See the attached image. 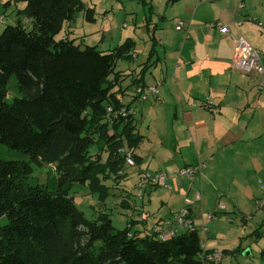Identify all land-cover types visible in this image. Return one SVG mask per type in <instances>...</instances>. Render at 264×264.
Segmentation results:
<instances>
[{
	"label": "trees",
	"instance_id": "obj_1",
	"mask_svg": "<svg viewBox=\"0 0 264 264\" xmlns=\"http://www.w3.org/2000/svg\"><path fill=\"white\" fill-rule=\"evenodd\" d=\"M23 1L17 13L31 26L17 22L0 33V145L28 157H0V221L6 220L0 223V264H201L197 230L160 240L131 232V221L116 230L107 213L88 219L78 209L72 186L105 203L111 189L106 182L119 184L126 168L120 150L135 149L142 140L133 115L118 114L130 105L115 89L121 77L116 64L131 58L133 42L126 39L108 52L82 47L57 36L79 12L95 21L93 8L82 0ZM154 47L132 85L145 86ZM12 77L17 95L8 101ZM43 164L53 166L50 183L31 182L33 166Z\"/></svg>",
	"mask_w": 264,
	"mask_h": 264
},
{
	"label": "crops",
	"instance_id": "obj_2",
	"mask_svg": "<svg viewBox=\"0 0 264 264\" xmlns=\"http://www.w3.org/2000/svg\"><path fill=\"white\" fill-rule=\"evenodd\" d=\"M144 1H148L152 13L155 12L154 18L152 13L149 17L154 29L155 61L143 75L142 82L156 85L163 103H155L154 97L141 101L134 96L137 85L131 82L141 77L140 66L148 60L152 48L148 42L137 52L134 25L133 35H126V39L134 42L131 58L117 62L116 71L121 77L115 89L123 91L121 102L130 105L134 132L141 135L142 140L134 149L137 168L124 170L114 188L125 187L124 181L131 175L138 176L139 170L163 171L170 177L168 184L172 191H154L158 187L148 186L142 198L128 201L140 216L137 221L130 220L131 232L141 236L149 232V220L155 219L154 215L151 219L148 217L151 207L158 214L157 220L171 219L183 199L195 190L199 191L200 202H193L188 210L194 228L198 231L204 226L207 230V238H200L205 249L225 252L219 264H242L239 260L241 252L243 257L250 256L249 249L242 244L243 235H234L230 228L218 229L215 234L209 222L212 220L207 218L215 211L203 210L215 196L218 205L221 204L219 200L224 201L225 208L216 215L221 217L220 213H224L227 222L244 224L253 220L251 216L255 211L251 209L257 207L256 201L264 200V79L254 72L234 68L232 63L237 37H242L258 51L257 43L248 35L259 32L264 37V0ZM157 2L160 4L156 5ZM24 6L23 0H0V18L1 15L6 17L5 22L9 25L19 22L29 27L30 19L17 13ZM13 9H16L15 13ZM75 20L64 23V32L57 37L74 39L76 44L83 46L86 31L76 30ZM132 21L135 24V19ZM178 21L184 22L181 31L175 29ZM216 21L227 26V34L207 27L208 23ZM113 33L101 29L96 37L92 35V40L101 44ZM121 41L122 38L118 39L117 44ZM141 52L143 57L139 60ZM260 55L264 70V54ZM206 97L219 108L217 114L204 108ZM188 165H202L197 184L192 187L186 179L179 185L171 178ZM247 216L249 219H245ZM142 217L145 219L140 220ZM133 226H136L134 231ZM235 249L237 251H233Z\"/></svg>",
	"mask_w": 264,
	"mask_h": 264
},
{
	"label": "rangeland",
	"instance_id": "obj_3",
	"mask_svg": "<svg viewBox=\"0 0 264 264\" xmlns=\"http://www.w3.org/2000/svg\"><path fill=\"white\" fill-rule=\"evenodd\" d=\"M83 2L86 6L90 8H94V18L96 19L95 22L88 23L84 20L83 12L76 14L77 16L75 17L76 18L75 25L77 26L76 30L86 31V35L84 37L85 44H83V46H88V45L97 46L98 49H102L104 52H108V50H111L112 48L118 45L117 44L118 39L122 38L121 43H123L125 39L127 38L126 35H130V34L133 35L134 25H136V27H134V30H135L134 40L136 42L135 45L138 48L137 52H140L141 51L140 47L148 44V42L151 45L154 43L152 39V32L154 33L152 22L150 20V22L148 23V20L147 19L145 20V18L148 17V14H147V8L149 7L147 3L148 1L145 2V4L143 3L142 0H83ZM158 4H160V2L156 3V5ZM15 11L16 9H13L14 13ZM152 15L154 18L155 12H153ZM133 19H135V24L132 21ZM5 21H7V18L6 17L4 18L1 15L0 33L3 31L5 25H9V24H6ZM122 25H126L127 27L123 28ZM101 29H103L104 31L110 30V31H113L114 33L111 34L110 38L106 35L109 39L106 37L104 43L98 44V42H96L95 40H92V35L96 37ZM63 30L61 31L60 34H63L64 32ZM248 36L251 37V39H253L257 43L258 51L261 54H264L263 34L260 35L259 32L258 33L255 32L252 35H248ZM133 45H134V42H133ZM142 57L143 55L141 52L139 60L142 59ZM153 61L154 60L152 59L150 63L152 64ZM258 81H260V79ZM15 85H16L15 77H12L8 83V89H9L8 91L9 94L7 96L8 101H11L13 97L17 95L16 90H15ZM131 149L133 150L132 157L134 160V149L133 148ZM94 152H95V147H92L89 150V153L93 154ZM0 157L5 158V159H11V160H28V157H26L25 155L14 152L3 145H0ZM133 166L137 168V164L135 163V161H134ZM186 167L197 168L198 166L188 165ZM33 168L34 170H33L31 182L38 183V184H46L47 177L49 176V173H51V170H53V166L43 164L41 166L34 165ZM136 168L126 167L124 169L125 170L129 169V171H132L133 169H136ZM143 173H145V170H139L138 176H133V175L129 176L130 178L124 181L125 187L120 188V189L114 188L115 186L112 184L114 182L113 180L107 181L106 184L111 189L109 190L110 195L108 196L105 203H100L96 195L91 194L88 191V189H86L85 187H80L78 185H73L69 193L71 196H74V201H75L76 206L78 207L79 210H81L84 213L86 218L94 219L98 213L105 212L109 215L114 229L122 230L127 226L130 220L137 221V218L140 217L136 215V210L132 209L128 205V201L133 202L134 199L138 197L137 184L139 182L140 174L142 176ZM121 174H124V171H122ZM196 180L197 179H195L194 182H192L191 187L197 184ZM47 183H50V182H47ZM148 186L150 185H146L144 189ZM151 187H156V186H151ZM157 190H161L164 192L172 191L170 187L169 188L158 187V189L154 191H157ZM196 191L197 190H195L192 194H189L188 198L192 200L194 198V194ZM150 196H149V199H151L152 197ZM212 197L213 199H211L209 206H207V208L203 210L204 212L209 211L208 213H211L213 211L216 212L218 210L217 208L218 200L215 198V196H212ZM123 201L125 202L127 201V204L125 203L121 204V202ZM219 201L221 203L220 205H222L223 204L222 202H224L221 200ZM262 201L264 200L262 199ZM153 208L154 207H151V210H150L151 212H149L148 217L149 219H151L152 217L150 216L154 215L155 219L149 220V222H152V221L163 222V221L168 220V219L157 220L156 218H158V214H156ZM210 209H214V210L211 211ZM251 210L255 211L251 216L253 220L248 221L244 224H240L239 221H234L233 224L227 222V219L225 217L227 214H224V213H220V215L222 214L221 217L217 215V219L209 221V222H211L210 224H212V226L214 227L212 231H214L215 234L217 233L218 229L227 230L228 228H230V230L232 231L234 235H237V234L243 235L241 236L243 237L242 244L244 245L245 249H249L248 252L250 256L243 257L244 253L241 252L242 255L239 260L241 261L242 264H264V208L261 209L257 206V207H253ZM153 211L155 213H152ZM257 215H259V218L254 219ZM145 217L140 218V220H144ZM249 217L250 216H247V218L245 217V219H249ZM5 222H6L5 219H1L0 221L1 224H4ZM139 223L140 222L136 223V225H138ZM205 226L209 228L208 224H205ZM135 229H136V226H133L132 231H134ZM149 233H151V231ZM180 233L182 232H179V234ZM198 233H199L200 238L205 237V234L202 231L201 226L198 228ZM216 251H220V250H216Z\"/></svg>",
	"mask_w": 264,
	"mask_h": 264
},
{
	"label": "built area",
	"instance_id": "obj_4",
	"mask_svg": "<svg viewBox=\"0 0 264 264\" xmlns=\"http://www.w3.org/2000/svg\"><path fill=\"white\" fill-rule=\"evenodd\" d=\"M207 27L209 29L216 28L219 30L220 33L223 34L228 33L227 26L218 21L208 23ZM175 29L178 31L183 30L184 22L178 21ZM235 43H236L235 54L232 62L234 68L240 69L246 73L254 72L260 75L264 79V70L260 63L261 60L260 53L254 48H252L242 37L235 39ZM258 87L262 88L260 84ZM158 94H159V90L156 85H145L144 87L138 85L135 87L134 96H136L141 101H146L150 97H154L155 103L161 104L163 103V100L159 97ZM204 108H206L214 115L219 112V108L217 107V105H215V103L212 101L210 97L205 98ZM118 114L122 117H126L127 115H132V109L130 107L129 108L123 107L119 110ZM120 152L125 157V161H126L125 166L129 168L134 167L133 166L134 160L132 157L133 150L131 148L125 147L122 148ZM198 171H199V166L197 168L182 167L177 172L172 174L171 178L174 179L178 184L180 183L181 179L187 178L191 186L192 181L195 179ZM168 180H170V177L167 176V174L163 171L162 172L159 171L153 174L145 171V173H143L142 176L141 174L139 176V182L137 184L138 197L142 198L144 196V187L146 185L169 188ZM200 200H201V193L199 191L195 192L193 200H190L188 197H185L183 199L181 207L173 215L171 219H168L163 222H155V221L150 222V226H149V232L151 231L150 234L154 235L156 239L164 240L178 235L179 232L182 230L186 232L194 231L195 228L192 220L190 219L188 207L193 202L195 201L200 202ZM256 204L258 207H262L264 206V201L258 200L256 201ZM224 209H225L224 206L219 204L218 210L216 212H221ZM216 212L209 214L207 218L209 220L217 219ZM202 231L204 232L207 238L206 235L207 230L204 226H202ZM201 249L202 252L201 254H199V260L201 264H219L220 261L223 259L222 252L206 251L203 243H201Z\"/></svg>",
	"mask_w": 264,
	"mask_h": 264
}]
</instances>
